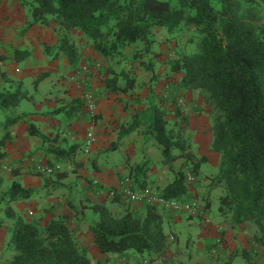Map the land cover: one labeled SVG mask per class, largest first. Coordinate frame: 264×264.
Here are the masks:
<instances>
[{
    "label": "crops",
    "instance_id": "0c3cea01",
    "mask_svg": "<svg viewBox=\"0 0 264 264\" xmlns=\"http://www.w3.org/2000/svg\"><path fill=\"white\" fill-rule=\"evenodd\" d=\"M29 18V8L22 0H0V71L20 82L28 96L14 107L0 108V178L10 183L17 181L23 188L34 191L30 197L10 205L26 219H36L42 225L53 217L65 216L75 241L85 248L92 264H135L133 258L138 257L135 254L120 257L100 252L88 230L90 218H94L90 206L103 204L114 216H121L126 209L139 213L145 205L98 193L93 182L97 181L107 192L117 187L122 178L129 177L135 188L147 187L160 193L174 180L175 172L183 171L181 159L173 161L172 170L169 169L159 144L148 132V121L156 109L164 110L165 118L170 121L179 111L180 120L191 134L192 151L207 158L203 163L217 168L219 154L209 149L212 108L199 90L180 88L182 73L170 71L168 56L171 55L155 52L164 47L163 44L156 48L159 44L156 35L153 36L154 52L147 60H133L137 44L126 46L121 54L123 60L115 64L101 59L90 46H84L77 47L79 60L72 66L62 53L48 56L44 51V44L52 46L57 41L51 27L55 25L34 24L26 28ZM74 31L71 30V35ZM158 31L165 33L161 28L153 29V33ZM17 50L27 53L16 55ZM84 63L89 71L73 82L71 75ZM130 67L135 74L131 87L125 86L131 79L127 74ZM119 71L124 74L118 76ZM115 75L119 87L111 90L105 80ZM87 90L92 91L96 100L93 119L81 105ZM8 117L20 120L5 124ZM24 120L47 141L30 135ZM90 129L95 139L86 151ZM31 157L42 164L58 162L61 169L54 175H39L29 163ZM141 165L145 167L140 169ZM208 170L202 171L199 167V180L193 190L205 205L211 219L209 224H204L200 217L159 207L163 232L168 227L170 231L165 234L172 232L177 236L176 231L183 227L185 244L189 245L192 257L189 261L182 260L183 251L188 249L168 246L156 259L144 264H239V256L244 257L245 264H264V253L255 254L250 239L241 232L243 227L219 212L221 192L217 203L211 202L206 191L221 187L209 185V178L217 169H212L211 175L207 174ZM8 224V220L0 221V257L3 258L8 257L3 254L9 238Z\"/></svg>",
    "mask_w": 264,
    "mask_h": 264
},
{
    "label": "trees",
    "instance_id": "16d2710c",
    "mask_svg": "<svg viewBox=\"0 0 264 264\" xmlns=\"http://www.w3.org/2000/svg\"><path fill=\"white\" fill-rule=\"evenodd\" d=\"M260 2L264 0H177L173 6L169 0H22L30 12L26 28L52 22L58 38L52 46L44 44V51L48 56L62 53L72 66L79 57L70 38L71 30L81 32L93 51L107 60L120 56L126 46L138 43H143L150 53L155 28H165L170 35L178 33L182 26L194 31L195 36L189 39L194 51L179 53L168 62L169 69L182 73L181 89L199 90L210 104L209 149L219 154V160L209 185L222 188L218 197L222 215L235 225L254 226L253 242L262 254L264 20L255 10ZM18 53L27 52L17 50L15 54ZM117 75L105 80L107 88L119 87ZM132 83L133 78L125 86L131 87ZM24 98L28 96L21 83L0 71V108L14 107ZM165 115L164 110L156 109L148 121V132L159 144L164 163L172 170L173 161L181 159L182 165L188 166L199 180L200 164L207 158L192 151L191 137L179 111L173 121ZM18 120L8 117L5 124ZM24 122L30 135L47 141L31 123ZM144 167L141 165L140 169ZM174 175V180L159 194L189 200L196 181L189 186L183 171ZM33 192L13 181L7 191L0 193V221H9V238L3 250L8 257H0V264H92L85 248L75 241L65 216L53 217L42 225L36 219H26L10 205ZM195 195L205 210L196 191ZM90 208L94 218L89 221L88 230L101 253L120 257L135 254L150 262L170 244L163 232L159 206L145 204L143 211L134 214L126 209L121 216H114L103 204H92Z\"/></svg>",
    "mask_w": 264,
    "mask_h": 264
},
{
    "label": "rangeland",
    "instance_id": "374dc122",
    "mask_svg": "<svg viewBox=\"0 0 264 264\" xmlns=\"http://www.w3.org/2000/svg\"><path fill=\"white\" fill-rule=\"evenodd\" d=\"M169 1L171 2V4L173 6L177 5V0H169ZM255 10L263 18L262 20H264V2H260L258 5H256ZM51 24H52V22L49 25H51ZM51 27L53 28V30L55 32V35L58 38L59 32H56L54 26L51 25ZM160 28L165 30V28H162V27H160ZM166 33L167 32L165 30V33L158 31L157 33L155 32L152 35V36L156 35V39L159 40L158 41L159 42L158 47H156V48H160L164 44V47H161V49H156L155 48L156 49L155 52L158 55H161V56H165L166 54H167V56L171 55V57L168 56L169 57V61H170V60H172L174 58H177L179 53H181V52H186L187 53V51L188 52H193L194 51L195 46L193 44L189 43L190 37L192 35H194V31L193 30H191L189 28H185L184 26H182L178 33H173L172 35L167 34V36H166ZM70 38L77 45L76 47H78V48L81 47V49H82L84 46H90L91 47V43L79 31L78 32L74 31L72 33V35L70 36ZM152 45L154 46V44H152ZM152 45H151V48H150L151 52L147 53V51H145V45L143 43H138L136 45L135 51L133 53V56H134V54H136L137 58L133 57V60H136V61L141 60V59L147 60L149 58V56L154 52L152 50V48H153ZM100 58L102 59L103 57L100 56ZM123 58H124L123 55H120V56L112 59L111 63H114V62H117V63L119 62L120 63L123 60ZM96 59L97 58H94V61ZM144 62H146V61H144ZM99 65H100V63L98 62V66ZM119 72H121V71H119ZM127 74L130 76V78H132V77L134 78L135 74H134V71H133V67H130V69H128ZM210 121H211V119H210V115H209V124L211 123ZM185 130L187 131V127H185ZM209 131H210V127H209ZM187 133L191 137V134L188 131H187ZM120 157L122 158V155H120ZM181 166H182L183 172L185 173L184 175H186L188 173H191L190 172V168L188 166H186V165H181ZM200 167H201L202 171H204L205 169L206 170L209 169L207 171V174H209V175H211L212 169H214V170L217 169L216 167L213 168V166H211V163H203V164L200 165ZM10 184L11 183L8 182L7 179H3V177H1L0 178V193H4L5 191H7L8 188H9L8 186ZM206 186H208V184ZM221 189L220 190H213V191L211 189L210 190L208 189L206 191L208 193L212 203H214V204L217 203V195H218L219 192L222 193ZM91 214L93 215V212ZM192 223L193 224L197 223V221H193ZM240 226L243 227L241 232H243L245 234V236H248V238L250 239V244L253 246L254 242H255V240L253 239V234H254L253 231H255L254 226L251 223H247L245 225L241 224ZM207 227L208 226H206V229H209ZM164 229H165V232L170 231L168 227H165ZM184 231H185V229L183 227H181L180 229H178L176 231L179 241H177L176 234L171 232V234L168 235V240L170 242L169 247L173 248V247H177L178 246L182 250L183 249L184 250L188 249V252L185 251V253H184V251H183L182 260H188L189 261V259L192 257V254L190 252L189 245L187 244V246H186V244H185V235H186V233ZM196 231H198L197 228H196ZM169 236H172L173 238L171 239V238H169ZM193 236L195 237V235H193ZM255 254L257 255L258 252L256 251ZM239 257H240L239 259L241 260V262L239 264H245L244 257L243 256H239ZM133 259H135V263H140V264H144V261L147 260L146 257H136V258H133Z\"/></svg>",
    "mask_w": 264,
    "mask_h": 264
},
{
    "label": "built area",
    "instance_id": "2783aa9c",
    "mask_svg": "<svg viewBox=\"0 0 264 264\" xmlns=\"http://www.w3.org/2000/svg\"><path fill=\"white\" fill-rule=\"evenodd\" d=\"M89 71V67L86 63L80 64L77 69L73 72L70 79L76 82L78 76H82ZM96 100L93 96L91 90H87L83 93L82 96V109L85 111L88 116L93 119L96 114ZM94 133L92 129L87 132L86 136V147L85 150H88L90 143L94 141ZM29 163L34 166L35 171L39 175H54L61 169V165L58 162L45 163L42 164L35 157L29 159ZM196 181V178L193 174L188 173L185 175V182L192 186ZM93 186L97 189L98 193H104L110 198L121 197L132 203L138 204H149L154 206H159L166 208L168 210L174 211L176 213H188L192 216L200 217L204 224H209L211 219L208 214L205 213V210L201 207L199 200L195 195V191H191V197L187 201L178 200L174 198H168L160 195L156 191L145 188H135L129 177H124L120 180L119 184L115 188L108 189L107 192H104V189L97 184V181L93 182ZM169 238H173L169 236ZM255 251H261L256 244H254ZM264 253V252H263ZM146 261H144L145 263Z\"/></svg>",
    "mask_w": 264,
    "mask_h": 264
}]
</instances>
